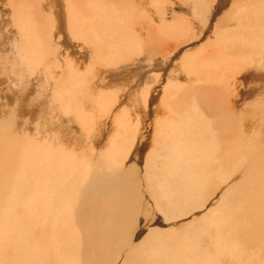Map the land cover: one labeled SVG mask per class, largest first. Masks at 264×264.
I'll return each mask as SVG.
<instances>
[{"label": "bare ground", "instance_id": "bare-ground-1", "mask_svg": "<svg viewBox=\"0 0 264 264\" xmlns=\"http://www.w3.org/2000/svg\"><path fill=\"white\" fill-rule=\"evenodd\" d=\"M36 1L39 4L38 9H42L45 6H52L57 13L56 19H58V21L55 24L53 23L49 29L42 23L43 21L41 22V19L37 18V15L42 13V10H38L39 13L36 14L32 11L31 6L34 5L35 2L33 4L31 0H12L15 13L19 16L17 26L25 38V45L29 50V54L32 56V64L35 58H37L39 63L43 62L45 54L44 49H49L50 47L48 35L52 41L53 37L57 36V32L61 33L67 30L69 34L71 31L74 38L80 39V36L85 34V32L82 33V29H84L87 24H90L89 27L91 30L96 29L101 24H106L107 27H109L108 29L102 26L100 27L106 34L110 33L111 39V37L120 36L125 24L124 15L126 13L123 15V12H121V15H112L113 18L111 16L112 13H109L110 18H100L101 16L96 15L95 11V14L93 15L92 12L93 16L87 19L80 15V11H78L79 7L77 8L75 4L77 2H74V0H62V4L65 8V18L62 17L59 23L62 9L61 0ZM125 1L128 0H124V2ZM136 1L137 4H134V10L137 12L139 11L138 13L142 14L144 18L148 17L150 19L146 22V26H141L139 29L143 32H147L144 38L155 33L154 36L158 37L157 39L159 42L160 36L164 35L169 45L166 44L167 46L160 48L159 46L148 47L146 44V47H144L141 41L138 42L140 39L136 40L137 42L134 40L128 42L129 40L124 38L127 43H124L122 40L119 43V39H112L109 44L110 47L113 48L110 53L111 55L101 58L100 60V58L96 56V51L98 54L101 53L102 43H100V41L95 42L90 40L89 44L80 41L72 43V41H69V37L67 41V37L65 39L63 35L58 36V38L61 39V41H59L60 39H58V41L66 49L70 47L66 52L67 54L74 52L82 54L83 56V53L88 51L87 49H89V51L91 50V53L95 55L92 58L91 64L95 67L99 63L102 65L104 63L106 64L105 66L108 67V69H106L108 71L103 75V79L106 77L114 80L127 76V80H141L145 78L147 74L152 72L156 73V69L167 66L172 60L173 55L176 54L175 50L181 47V49L183 48L182 51L180 50L181 58L178 63H174L175 66L178 64V72L180 70V72L186 74V78L195 79V82H201L203 75L206 73L209 79L210 76L213 77L212 81L215 82L216 79V81L223 82V91L220 93L221 95L217 97L219 100L223 98L220 100V102L223 101L221 102L223 106L221 105V107H217L216 109L215 107L214 109L212 108V111L215 110L214 113L211 112V108L208 109L206 105H204L202 100L198 98L190 100L188 98L189 94L180 90L181 86L177 85L175 82V80L177 81L181 78L180 74L175 77V80L170 79L168 83V87H176L177 93L170 92L167 94V97H165L164 94L160 95V97L154 95L157 100L161 98L159 100L160 103L152 100V97H147V102L152 104L150 112L155 113V116H157L155 127L153 128L154 144L156 146L148 155L147 163L149 167H151L157 164V159H160L159 162L162 166L160 171H158L159 175H157V171L154 172L156 169L154 171L150 169V171L147 170L149 175H153L154 173V176L151 180L148 179L149 182L148 186H146V192L150 193L149 197L151 196L150 205H157L155 207L163 211H165L164 209L169 210H167L168 213L158 210L165 224L161 228H158L160 226L156 228L158 234L150 232L151 236L154 238H151V236L149 237L148 234L140 233V229L137 231V225L141 222L140 219L142 220V217L138 215L136 217L139 218H131L129 214L133 211L140 212L138 211L141 207L140 201L144 198L142 199L141 196L135 195L133 191L136 187L133 189L131 184H128V181H123L120 187H116V184H114L111 178L105 177L107 173L102 169H98L97 161L90 153L84 158L82 155V158L79 159L77 155L73 154L72 149V152L69 154L62 152L61 149L58 151L59 147L56 150L54 149L55 147L53 148V146L50 145H39L38 143L34 145L35 142H30L32 140L30 137H33V140L34 136L36 138V135L39 134L37 128V131L35 130L33 132H37L38 134L28 137V139L30 138L29 142L19 139L20 137L12 138L9 136L8 138L7 135L0 134V200L2 201L3 198H5V200L6 198L12 200L9 204L2 203L0 206V214H3L0 217V264H63L62 262L66 263V260L73 263L72 257L76 255L75 251L79 252L78 258H74L75 262H77L76 264H89V260H92V264H243L241 258L244 254L246 255L245 250H249L248 252H250V256L248 257L249 260H246L249 261V264H264V148L262 146L263 144L259 145L256 143L257 141L246 139L245 136H248V134L242 131L243 129H238L240 127L237 123L242 127L241 120L247 116L242 117L235 109V104H233V102L238 100V97H242L243 101L252 99V103L250 102L251 100L248 101L250 103L246 102L248 103V107L249 104L253 105L254 101L259 100L255 98L256 94L264 93V67L258 68L257 66L258 64H262L259 62L264 61V0H179L178 3L184 7L187 6L190 13L197 14L195 23L200 22L201 25L198 24V26H196L192 22H188L184 25L182 23L184 20L181 21L177 19L175 22L164 24V27L159 25L161 23L157 24V15L155 14L153 18L147 6L153 4L155 8L161 10L162 15H165V13L168 14L166 3L170 2L172 5H175L174 3L176 1ZM199 1H201V3H199ZM131 2L132 3L127 4V6H131L134 3L133 0ZM101 4H105V1L104 3L102 1L99 6ZM106 4V6L111 5L110 3ZM203 4L210 6H215L217 4L227 5L230 13L237 8L238 4H242L243 9L235 14L234 21L236 22L235 24L238 25L234 26V24L228 27L220 25L206 14L207 11L199 9V6ZM105 5L102 7H104L103 9L106 11L108 7ZM113 6L115 7L116 5ZM111 7H109V9ZM114 9L116 10V8ZM89 10L92 9H88V11ZM50 12L52 13L51 9ZM109 12L111 11L109 10ZM156 12L158 13L157 9ZM87 14L91 15L89 12H87ZM106 14H108V12H106ZM83 15L85 16V14ZM114 17L116 18L114 19ZM4 20L3 10L0 6V45H2L4 41V35L2 36L5 31ZM132 20H134V17H132ZM203 27H205V29L202 34L200 31H202ZM131 30L134 31L133 29ZM208 30H210V35L208 34ZM202 35H205L206 40L202 44H199V46H196L198 44L196 43L195 45L194 40L199 39L198 41H200ZM94 36L97 35L95 34ZM134 36L133 34V37ZM104 37L106 36L103 35V38ZM96 38L100 40L99 35ZM102 40L104 41L106 39ZM10 41L12 40H9V42ZM107 42L109 43V41ZM148 49H150L153 55L158 56L159 53H163L162 58L156 62L155 57L148 54ZM79 58H70V56L66 58V66L68 68L66 75L67 83L65 84L64 82L65 89L63 92L60 90V85H57L55 93L57 97H61V99L64 100V106L66 105L64 108H66V111L70 113L73 111V113H76L74 115H79L80 117L78 116V118L81 119V121L83 120V122L79 119L77 122L84 123L90 131L91 129L89 127H91L94 112L87 110L86 106H84L85 103H81L79 100L78 94L83 93L84 97L87 96L88 94L85 95V88H89V86L84 85L86 80L84 71H78L75 66L80 61ZM11 61V64H4V68H8L15 74H12V77L18 75L16 79L21 81V86L24 83L25 76L23 74L27 71L30 72L29 76H26V80L29 82L27 85L29 95L34 97L40 93V91L42 92L44 76L32 71V67L27 68L24 64L20 63L17 66L16 56H12ZM62 68L63 66L61 69ZM175 68L176 67H174V71ZM244 70L250 71L244 73ZM251 73H253L254 76ZM100 74L99 77L101 78L98 77V80L102 79ZM1 75L5 76L6 73L2 71ZM232 75L235 78L239 77L243 79H238V85L240 86L241 84L243 87L240 88L239 91L237 90V92H235L236 90L234 91L233 88L234 93L232 92L226 95L225 93H227L230 85L232 84L233 86V83H231L234 81ZM5 78L7 77L5 76ZM150 80L146 85L148 89L151 87L152 82H154H150ZM13 83L15 84V82ZM90 84L92 85V83ZM15 86H13L15 88L12 87L13 93L11 90L9 92L17 95L18 88L16 84ZM196 92H198V90ZM126 93L127 91L123 94L121 93L124 98L108 93L105 97L99 94L103 96V98H100L101 100L98 102L100 105H98L100 108L98 111L105 115V117L108 116L112 118V122L118 123L119 131L121 130V135L118 133V136H122L120 139L123 138L124 134L130 133V136L132 134H135V136L139 135L140 143L138 140L137 142L135 140L134 144H132V149L147 147L149 146L147 144L148 141H145L152 132H149L150 124L141 121V127L139 125L135 126L134 123L125 122L124 116L117 117L119 112L126 111L125 113L127 114L129 111L128 107L126 109L120 107L122 103L128 100L125 98L128 97ZM23 94L24 92L21 93L22 96ZM64 96L70 98L64 99ZM100 96L97 95L96 97L99 99ZM202 96L203 95H201V97ZM260 99V102H264V94L260 96ZM91 100L92 99H90V101ZM82 104L84 105L82 106ZM205 104L207 103L205 102ZM242 107L244 106H241V108ZM261 109L264 110L263 107H261ZM66 111L64 112L66 113ZM249 111L252 112V109ZM34 112L33 110L32 114ZM116 112L118 114H116ZM169 112L173 117L167 116ZM143 113L146 116L150 114L147 111ZM62 114L64 113L62 112ZM129 114L132 115L130 112ZM67 115L68 114H66L65 117ZM262 118H264V116ZM257 122L258 124H256ZM256 123L254 124L260 127L258 120H256ZM8 124L9 122L7 120L2 123V126L5 127ZM85 126H83V128ZM77 127L78 126H76V128ZM245 127L244 125V130L246 129ZM112 128H114V126L111 128L108 127L106 134L111 132ZM251 128L253 127L249 129L253 130ZM11 130L13 129L11 128ZM257 130L260 131L259 129ZM84 131L86 132L85 129ZM143 132L145 133L144 136L142 135ZM104 133L105 131H102L100 134ZM252 133L254 134V132ZM255 133H257V131H255ZM22 134L25 135V132L23 131ZM258 135L260 137L261 133ZM87 137L88 136H86V138ZM101 137L102 136H100V138ZM261 137L263 136L261 135ZM44 139L45 138H43V140ZM125 140L127 142V140L130 139ZM36 142H40V140ZM126 142L121 140L114 142L115 151L126 148ZM97 143L98 141H96V139H91L89 143V150H91V152L96 151L95 147ZM66 151L68 152V150ZM244 166H247V169L245 167V170L241 171L240 168ZM232 167H235V170H233ZM218 181L221 184L220 188L218 187L219 192L217 193L219 194H215V196L219 199L220 203L214 205L213 203L216 197L214 196V199L210 198L212 195L208 192L209 198H206L203 196V192H207V188L212 186H209V182H215L216 184ZM232 181L234 182V187L228 189V185ZM118 185L119 184H117V186ZM217 185H215V187ZM96 188H100L99 191L101 194L102 192L105 193V197L100 200L97 206H94L95 204L93 203V205L91 204L93 207H96L94 218L92 217L93 224L91 226H89L90 223L86 225L85 223L83 224V221L81 224L78 220H74L73 228H66V223L68 222V218L66 217L67 213H60L54 209H58L59 207L63 208L65 205L56 202V204H52V202L47 201L48 198H59L63 200L72 189H76L77 192L81 191L80 194L88 196L91 194L89 191ZM215 189L216 188L211 190L215 191ZM37 191L40 192L39 196L35 195ZM142 191L140 189L139 193H145ZM228 191L229 195L227 194ZM244 191H248V193ZM70 193L72 194V192ZM224 193L227 195V198L229 197V200L233 202V205L230 203V207L233 208L234 202H236V211H233V213H231L230 209L226 211L220 209L224 205ZM71 194L70 197L72 196ZM74 196L75 198L79 197V194ZM70 197L66 199L71 201L72 199H70ZM42 198L44 201L38 202V200H42ZM76 200L77 199L74 201ZM157 200H160L159 204H156ZM161 200H164V203H161ZM66 202L70 204V207H73L69 201ZM228 206L229 205H226V207ZM212 207L216 209L219 208V210H212ZM248 207L257 208L258 210L245 211ZM39 208H43L42 211H39ZM21 209H23V211H21ZM147 212H144L145 215H147ZM231 214H233V217L237 214L241 216L244 214L245 216L243 217H247L250 221L246 222L249 227L245 225L246 223L242 224L241 221L243 219L240 216L242 220L240 219V221L238 219L239 221L236 220L234 222ZM143 215L144 214H142V216ZM2 217L4 219H2ZM147 217H150V215ZM147 217L144 219L146 223ZM236 218H238V216H236ZM178 221H185V224L181 222V224L185 226L183 228H178V225H176ZM230 223L231 227L229 226ZM233 223H236L237 227L234 226ZM238 223L240 225L242 224L240 227L246 226H244V228L247 229L243 230V232H247L248 239H246L248 241H250V237L253 238V241L251 239V244L249 242L247 245L245 244L246 242L243 243L238 233ZM62 225L64 226L63 228ZM61 229H67L66 232L63 231L65 234L61 233ZM134 230L139 232L140 235L137 234L139 236L134 237L133 235V237H131L133 234H131V232ZM58 233L63 236L59 238ZM37 236H40L39 238L41 240L35 242ZM209 240L211 243L208 242ZM55 242L58 243L56 247ZM42 243L47 245L43 246ZM54 248L55 250L58 249L56 251L59 253L61 252V254H63L64 261L62 257L60 260H57L58 253L53 250ZM88 250L91 252H87ZM71 252L73 254H71Z\"/></svg>", "mask_w": 264, "mask_h": 264}, {"label": "rangeland", "instance_id": "rangeland-1", "mask_svg": "<svg viewBox=\"0 0 264 264\" xmlns=\"http://www.w3.org/2000/svg\"><path fill=\"white\" fill-rule=\"evenodd\" d=\"M102 1H103V3L105 1V4L106 3H110L111 5L106 6L107 4L106 5L105 4H103V5L101 4L99 6V4ZM131 1L132 0H128V1H125V2H124V0H74V2H77L75 4H76V7L77 8L79 7L78 8V11H80V15H82L83 17H86L87 19L91 18L95 14V11H96V15H100L101 16V17L99 16L100 18H106V17H109L110 18L109 13L110 14L112 13L111 16L112 15L113 16L114 15H116V16L117 15H121V12H123V15L126 13L124 15L125 18L123 17L124 20H125V24H124V27H123L122 32L120 33V36L117 35L115 37H111V39H110V36H111L110 33L109 34H106L103 30H101V27H100V26H102L103 28L108 29L109 27H107L106 24L99 25L97 27L98 29L97 28L96 29H93L92 28L93 30L90 29V27H89L90 24H87L85 26V28L82 29V33L85 32V34H82V36H80V39L74 38L73 37V34L71 33V31H70L71 36L67 32V30H65L64 32H61V33L57 32L56 33L57 36L53 37L52 41H51L50 36L48 35L49 46L50 47H49V49H46V48L44 49L45 54H44V57H43V62L39 63L37 61V58H35L33 64L31 63L32 56L29 54V50H28V48L25 45L26 44L25 38L23 37L21 31L19 30V28L17 26V20L19 19V16L16 15V13H15V9L13 7L12 0H5V1L4 0H1L0 1V6H1L2 10H3L4 19H5L4 20V23H5V31L2 34V36L4 35L3 36L4 41L2 40L3 41L2 42L3 44L0 45L1 46L0 47V90L2 91V93L0 91V134L7 135L8 138H9V136L12 137V138H18V137H20L19 139H21L23 141H28V142L30 141V138H32V140L30 142H33L34 141L35 142L34 145L37 144V143L39 145H50V146H53V148L55 147L54 149H56V150L59 147L58 151H60V149H61L62 152H64V153H69L70 154V152H72V150H73V154L77 155L79 159L82 158V157L84 158L87 154L90 153V155H92L95 158V160L97 161L98 169L99 170L102 169L104 172H106L107 175L105 177L106 178H111L114 181V184H116V187H120V184L123 181H128V184H131V186L133 187V189L136 187L134 189V191H133L135 193V195L141 196L142 199L144 198L143 200L140 201V204H141V207L139 208L140 210L138 209V211H140L141 214H140V212L138 213L137 211H133V212H131L129 214V216L131 218L132 217L139 218V217H136V216L141 215L142 220L144 222L140 219V221H141L140 223L141 224L139 223L137 225L138 229H136V230L138 231L140 229L139 230L140 233L142 232V234L143 233L144 234H148V236L150 237L151 236V233L150 232H153V233L158 234L157 231H156V228L158 226H160L158 228H161L165 223L162 220L161 213H159V211H158V210L161 211L162 209H159L158 207H155L157 205H150L151 196L149 197L150 193L149 192L148 193L146 192L147 191L146 186H148V182H149L148 179L151 180L153 178V176H154V173H153V175H149V172L148 171H150V170L151 171H154L156 169L154 172L157 171V175H159V172L158 171H160V168L162 166V164L159 162L160 159H157V164L154 165V166H151V167H149V165L147 163V157H148V155L150 154V152H151L152 149L154 150V148L156 146L154 144V132H153V128L155 127V123H156V119H157V116H155V113L150 112V110L152 108L151 107L152 104H150V103L147 102V97H150V98L152 97L151 98L152 100H155L156 102L160 103L159 100L161 98H159V100H157L156 99L157 96L160 97V95L164 94L165 97H167V94H169L170 92L177 93L176 92V89H175L176 87H172V86L171 87H168L169 86L168 83H169V80L170 79L175 80V77L178 76V74H180L181 75V78H179V79L177 78L178 79L177 81L175 80L176 84L179 85V86H181L180 90L181 91H184L185 93H188L189 94L188 95V98L190 100L191 99H195V98H198V99L202 100L204 102V105H206V107L208 109L211 108L210 109L211 112L214 113L215 110L212 111L214 109V107L216 109L217 107H221V105L223 106V104L221 103L223 101L220 102V100H222L223 98L220 99V100L217 99L218 95L220 96L221 95L220 93L223 91V88H222L223 87V82L216 81V79H215V82L212 81L213 80V77L209 75L210 76V79H209V77L207 76V73L206 74L204 73L205 75H203L202 80H201L202 83L201 82H195L196 81L195 79L186 78V76H185L186 74L180 72V70L178 72V70H177V69H179V67L177 66L178 64L176 66H175V64L178 63L179 59L181 58V53L180 52L183 49V48L181 49V47L178 48L177 50H175V53L176 54L173 55L172 60L169 62V64L167 66H162V67L159 68L160 70L159 69H156L157 70V71H155L156 73H153L152 72L150 74H147L145 76V78H143L141 80L137 79V81L136 80H133V79H132V81L131 80H127L126 79L127 76H125L123 78H120V79H114V80L109 79V78H106V77L103 79V75H105L106 71H108V70H106V69H108V67L105 66L106 64H104V63H103V65L99 63L97 66L94 67L91 64V61H92V58L95 55H93L91 53V50L89 51V49H87L89 52L86 51V53H83V56H85V57H83L82 54H79V53H74V52H72L71 54H67L66 53L70 49V47L66 49L64 46L61 45V43L59 42V41H61V39L58 38L59 35H63V37L65 39L67 37V41H68V37H69V41H72V43H76V42L80 41V42H84V43L89 44V41L90 40L91 41H95V42L100 41V43H102L101 53L98 54L97 51H96V56L99 57L100 60H101V58H105V57L111 55L110 53L112 52L113 48H111L109 44H110V42H111L112 39H114V40L119 39V43H120L121 40L124 41V43H127V42H125V39H128L129 40L128 42L133 41V40L135 42H137L136 40H139L140 39L138 42L141 41L142 46H144V47H146V44H147L148 47L159 46L160 48L169 45V44H167L168 43L167 42V38L164 35H161L160 36L159 42H158V39H157L158 37L157 36H154L155 33L150 34V36L147 35L149 37H147V38L145 37L144 38V35H146L147 32H143V31H141L139 29H140L141 26H146V22H148L150 19L148 17L147 18H144L142 14L138 13L139 11L137 12L136 10H134V7H135L134 4H137V1L136 0H133L134 3L131 6H127V4L132 3ZM173 1H176L177 3L175 2L174 3L175 5H172L170 2L169 3H166V7L168 9L167 10L168 11V14L165 13V15H162L161 14V10L159 8H155L153 6V4L147 6V9L149 10L150 15H152L153 18L155 17V14L157 15L156 16L157 17L156 18L157 24L161 23L159 25L162 26V27H164V24H169L170 22H175L178 19V20H181V21L184 20V22H182L184 25L186 23H188V22H192L196 26H198V24L201 25L200 22L195 23V19L197 17L196 16L197 15L196 13H194V14L193 13H190L189 12V9H187V6L184 7L183 5H181V4L178 3L179 0H173ZM34 2H35V4H34ZM31 3L34 4V5H32L33 7L31 6V8H32V11L35 12V14L36 13H39L38 10H42V13H39V15H37V18L41 19V22L43 21L42 23L45 24L48 29L50 28V26L53 25V23L54 24L57 23V21H58V19H56L57 18V13L55 12L54 7H52V6L51 7L50 6H45L42 9H38V5L39 4L37 3L36 0H33V1L31 0ZM60 3H61V8L62 9H61V14H60V18H59L60 19L59 20V23L61 22V18L62 17L65 18V14H64L65 8H64V5L62 4V0H61ZM199 3H201V1H199ZM53 4L56 5L55 3H53ZM118 4H120V5H118ZM104 5L106 7H108V9L106 8V11L103 9L104 7H102ZM113 5H116V6L114 7ZM109 7H111V8L109 9ZM199 7H198L199 9H203V10L207 11L206 14L209 17L213 18V20L215 22H218L220 25L227 26V27L228 26H232V25H234L236 23L234 21L235 20V14L238 11H240V10L243 9L242 4L241 5L238 4L237 8L233 12H231V13L228 10V6L227 5L217 4L215 6H212V5L210 6V5L203 4L202 6H199ZM46 8H48V9H46ZM114 8H116V10ZM50 9L52 10V13L50 12ZM88 9H92V10H89L88 11ZM156 9L158 10V13L159 14L156 12ZM109 10L111 12H109ZM125 10H126V12H125ZM81 11H82V13H81ZM90 11H91V13H90ZM87 12H89V14H91V15H88ZM92 12H93V15H92ZM106 12H108V14H106ZM83 14H85V16ZM113 16H112V18H113ZM191 16H193V17H191ZM54 17H55V19H54ZM132 17H134V20H132ZM115 18L116 17H114V19ZM42 19H44V20H42ZM159 19H160V22H159ZM47 21H49V22H47ZM181 21H179V22H181ZM236 25H238V24H235L234 26H236ZM204 26H206V25H204ZM131 29H133L134 31H132ZM204 29H205V27H203V29H202V31H200V33L203 34ZM99 30H100V33H99ZM140 31H141V33H140ZM209 31L210 30H208V34L210 35V32ZM64 33H65V35H64ZM143 33H145V34H143ZM95 34L97 36L99 35L100 40L98 38H96L97 36H94ZM133 34L135 35L134 37H133ZM103 35H105L107 38L106 37L103 38ZM81 37H82V39H81ZM101 38L102 39H106V40L103 41ZM121 38H123V39H121ZM58 39H60V40L58 41ZM9 40H12V41L9 42ZM195 40H194V44L196 45V43H197L198 45H196V46H199V44H202L206 40V37H205V35H202L200 41H198L199 39L196 40L198 42H196ZM101 41H103V42H101ZM107 41H109V43ZM106 44H108L109 46L106 45ZM171 44L174 45L173 43H171ZM56 45L59 46V47H57ZM148 50H149L148 51V54L150 56L155 57V59H156L155 61L156 62H158V60L161 59L162 56H163V53H159V55L157 56V55H153L151 53L150 49H148ZM46 52H47V54H46ZM67 55H69L70 58H75V57L76 58H79L81 56L79 58L80 61L75 66L77 67V70L78 71L79 70L80 71H84L85 78H86V80L84 82V85L85 86H89V88L88 87L85 88V95H87V94L88 95L90 94V95L89 96L87 95L88 97L87 96L84 97L83 96L84 94L81 93V94H78V96H79L80 102L81 103H85V105L82 104V106L84 105V106H86L87 110H90V111H93L94 112V118H93V121L91 123V127H89L91 129L90 131L87 129L88 127H86L84 123H81V122H83V120L81 121V119L78 118L79 115L78 116L74 115L76 113H73V111H71L72 113L66 111V108H64V107H66V105L64 106V103H65L64 100L61 99V97L60 98L57 97L56 96V93H55V89L57 88V85H60L59 86L60 87V90L63 92L64 89H65L64 82H65V84L67 83V76L66 75H67L68 68L66 66V58L69 57ZM12 56H14V57L16 56L17 57V62H16V65L17 66L20 63L21 64H24L27 68L28 67L29 68L32 67V71L41 74V76H44V82L42 83V92L40 91V93H38L34 97H32L31 95H29V93L27 91V87H28L27 85L29 84V82H27V80H26V78H27L26 76H29V73H30L29 71H27V72L24 71L25 72V74H23L25 76L24 77V81H23L24 83L21 86V81H19L18 79H16V77H18V75L16 77L15 76L12 77L11 75L13 74V72L11 70H9L8 68H4V64L7 65V64H11L12 63V61H11ZM35 63H37V64H35ZM142 63H144V62H142ZM259 63H262V64H258L257 65L258 68H260L262 66L264 67V61L263 62H259ZM77 65H79V66H77ZM90 65H92V66H90ZM62 66H63L62 69H63L64 72L61 69ZM174 67H176L175 68V71H174ZM34 68L35 69L37 68L36 71H35ZM2 71H4V73H6L5 76L7 78H5V76L1 75V72ZM247 71L249 72L250 70H244V73H246ZM86 72H88V73H86ZM95 72H96V74H95ZM100 72H101V74H100ZM64 73H66V74H64ZM157 73H159V74H157ZM175 73H176V75H175ZM99 74L102 76V79H99L98 80ZM251 74H253V73H251ZM13 75H15V74H13ZM253 76H254V74H253ZM57 77H59V78H57ZM99 78H101V77H99ZM148 79L149 80L151 79L150 82L154 81V82H152L151 87H149V89L146 86L147 85V82H149ZM232 79H234V81L231 82V83H233V86H232V84L230 85V88L232 87L231 90H230L231 92L229 91L230 88H228V91H227L228 94L225 93L226 95H229L232 92L234 93L235 90H236L235 92H237V90L239 91L240 88L243 87V86H241V84H240V86L238 85L239 84L238 83V79L240 80L241 78H239V77L238 78H235L232 75ZM241 80H243V79H241ZM7 82H8V84H7ZM13 82H15V84L17 85V88H18L17 95L12 94L13 93L12 92V87L15 86V84ZM90 83H92V85ZM93 83H94V85H93ZM61 85H62V87H61ZM3 87H5V88H3ZM15 87H13V88H15ZM233 88H234V91H233ZM89 89H90V92H89ZM10 90H11L12 93L9 92ZM43 90H44V92H43ZM197 90H198V92H196ZM126 91H127L126 95L128 97H125V98H127L128 100L125 102L126 104L125 103H122L120 107L121 108H125V109L128 107L129 111L127 112V114L125 113L126 111H123L124 113L123 112H119V115L117 117L119 118L121 116L122 117L124 116L125 122H127V123L128 122L134 123L135 126L139 125L141 127L142 126V125H140L141 121H143V123L150 124L149 132L150 131H152V132L146 138V141L145 142L148 141L147 144L149 145L147 147L145 146V147H142V148H136V149L133 148L132 149L131 147L133 146L132 144H134V141L135 140H136V142L138 140V142L140 143L139 135H136L135 136V134H132L130 136V133L129 134H124L123 135V138L120 139V137H122V136H118V133L121 132V130L119 131L118 123L112 122V118H109L108 116L105 117V115L101 114L100 111H98V109H100L99 108L100 105H99L98 102H100V100L103 98V96L105 97V95H107V93L110 94V95L111 94H114V96L117 95V97H120V98H124L122 96V94L124 92H126ZM187 91H189V92H187ZM23 92H24V94L22 96L21 93H23ZM164 92H166V93H164ZM18 94H20V95H18ZM99 94L100 95H103V96H100ZM263 94L264 93L256 94L255 95V98L256 99H259V100L258 101L257 100L254 101L253 105L252 104H249V106H250V107L248 106L249 108L247 107V105L250 102L252 103V99H248L246 101H243V98L242 97H238V100L235 101V102H233V104H235L234 105L235 106V109L242 115V117L247 116V117H244V119L241 120L242 127L237 123V125L240 127L238 129L239 130H242L243 129L242 131H245V133L248 134V136H245L246 139H248V140L249 139H253L255 142L257 141L256 143H258L259 145H262L263 144L262 146L264 148V143H263L264 142V118H262L264 116L263 115L264 114V110L261 109V107L264 108V102H260V100H261L260 99V96L263 95ZM92 95H94V96H92ZM97 95L100 96L99 99L96 97ZM154 95L156 97H154ZM201 95H203V96L201 97ZM33 98H34L35 101L33 100ZM68 98H70V97L64 96V99H68ZM90 99H92V100L90 101ZM86 100H88V101H86ZM248 101H250V102H248ZM129 102H130V104H129ZM205 102L207 104H205ZM241 102L242 103L244 102V103L242 104ZM246 102H248V103H246ZM158 103H155V104H158ZM259 104H260V107H259ZM124 105H126V106H124ZM241 106H244V107L241 108ZM251 109H252V112L249 111ZM33 110L35 112L32 114V111ZM64 111H66V113ZM145 111H147L150 114L146 116L143 113ZM258 111H259V113H258ZM62 112L64 114H62ZM129 112L132 115H130ZM261 113H263V114H261ZM15 114H16V116H15ZM66 114H68L69 116L67 115L65 117ZM72 114L74 115V117L76 116L75 117L76 118V121H75V118L73 117ZM116 114H118V113L116 112ZM3 115H5V116H3ZM128 115H130V116H128ZM140 115H142V116L144 115V116L142 117ZM138 116H140V117H138ZM167 116L173 117V115L170 112L167 114ZM260 118L263 119V120H261ZM78 119L81 122H77ZM254 119H255V121H254ZM7 120L9 122V124L6 125L5 127L2 126V123L6 122ZM256 120L259 121L260 127H259V125H256V124H258V122L256 123ZM248 123H249V125H248ZM254 123H256V124H254ZM81 124H83V125H81ZM244 125L246 126L245 127L246 129L245 130H244ZM76 126H78V127L76 128ZM83 126H85V127L83 128ZM112 126H114L115 129L112 128L111 129V132H109V133L106 134V132L108 131V127L111 128ZM249 126L250 127H253V128H251L253 130H250L249 129L250 128ZM256 127H258V128H256ZM11 128L13 130H11ZM36 128L39 131H37ZM84 129L86 130V132L84 131ZM257 129H259L260 131H258ZM35 130L39 134L37 132H33ZM23 131L25 132V135L22 134ZM76 131H77L78 134L76 133ZM102 131H105V133H104V134H106L105 136H103L104 134H100ZM255 131H257L258 134L261 133V135L263 137H261V135L259 137V135L257 133H255ZM83 132H84V136H83ZM252 132H254V134ZM86 133H88V134H86ZM30 134H33V135H30ZM36 134H38L39 137ZM66 134H67V136H66ZM34 135H36V138H35ZM120 135H121V133H120ZM142 135L144 136L145 133L143 132ZM253 135H254V137H253ZM30 136H34V140H33V137H30ZM86 136L89 137V140L90 141L88 140V137L86 138ZM100 136H102L103 138L102 137L100 138ZM28 137H30V138L28 139ZM82 137H83V140H82ZM43 138H45V139L43 140ZM90 138L92 140L93 139L94 140L96 139V141H98V143H97V145L95 147V150L96 151H94V152H91V150H89V143L91 142V139ZM79 139L81 140V143H80V140ZM125 139H130V140H127V142H126ZM39 140H40V142H36V141H39ZM73 140H75V141H73ZM118 140L119 141L121 140L123 142H126V148L120 149L119 151H115L114 142H117ZM150 142H151V144H150ZM260 142H261V144H260ZM66 150H68V152ZM99 158L101 159V161H100ZM103 166H104V168H103ZM245 167L247 169V166H244V167H241L242 169L240 168V170L241 171L245 170ZM232 169L235 170V167H232ZM110 172H112V173H110ZM147 175H149V176H147ZM129 176H132L133 178L132 177H129ZM116 177H118V178H116ZM241 180H243V179H241ZM209 183H210L209 186L212 185L213 187L211 186L210 188H207L208 191L207 192L204 191L203 192V196H205L206 198L207 197L209 198V195H208V192H209V193H211L210 195H212V197H210V198H213L214 199L215 194H219L217 192H219V188H220V184L221 183L219 181H218V183L216 182V184H215V182H209ZM211 183H213V184H211ZM117 184H119V185L117 186ZM215 185H217V186L215 187ZM233 187H234V182L232 181L228 185V189L233 188ZM242 187H241V189H242ZM214 188H216L215 191H212V190H214ZM96 189H91V191H89L91 194H89L88 196H85L83 194H80L81 191L77 192L76 189H72L71 191H69L68 194L66 193L67 194V197L66 198L69 199L70 194H71L70 192H72V194H71L72 196L70 197V199H72V200L73 199L74 200L77 199L76 201H74V200L73 201L72 200L70 201V200H68L66 198L63 199V200H61L59 198H50V199L48 198L47 201L48 202H52V204H54L56 202L58 204L62 203V204L65 205L64 206L65 208L64 207L63 208L59 207L58 209L57 208H54V209H56L60 213L61 212L62 213H67V215L65 214L66 217L68 218L67 219L68 222L66 223V228L68 227V229H72L73 228L74 220H78L81 224H82V221H83V224L85 223L86 225H89V223H90L89 226H91L93 224V218H94V214L96 212V207H93L92 205L95 204L94 206H97L98 203L100 202V200L103 197H105V193L102 192V194H101V192L99 191L100 188H96ZM140 189H141V191L143 190L142 192H145V193H143V194L139 193L140 192ZM59 190H60V188H59ZM137 190H139V191H137ZM244 192L245 193H248V191H244ZM205 193H207V194H205ZM78 194H79V197L80 198L79 197H76L75 198L74 195L77 196ZM92 194H93V197H92ZM227 194L229 195V191H228ZM35 195L36 196H39L40 195V192L37 191ZM144 196H146L147 198L144 197ZM223 196H224L223 199H225V201H223L224 202V205L220 209L221 210L223 209L224 211H226L227 209H230L231 213H233V211H236V202H234V207L232 208V207H230L231 206L230 203H232V205H233V202L231 200H229V197L227 198V195H225V193L223 194ZM95 197H97V198H95ZM20 200H23V199H20ZM227 200H229V201H227ZM18 201H19V199H18ZM39 201H42L43 202L44 199L42 198V200H38V202ZM66 201H69L71 203V206H73V207H70L69 206L70 204L69 203L67 204ZM142 201H144V202H142ZM216 201H218V202H216ZM10 202H12L11 199L6 198V200H5V198H3L2 201L0 200V206L2 205V203L3 204H6V203L9 204ZM159 203H160V200H157L156 201V204H159ZM161 203H164V200H161ZM219 203H220V201L216 197L213 204L215 205V204H219ZM20 205H21V203H20ZM79 205H81L82 207L79 206ZM226 205H229L228 207H230V208L226 207ZM253 207H250V208L248 207V208H246L245 211H257L258 210L257 208L255 209ZM81 208H82L83 211L81 210ZM42 209L43 208H41L39 211H42ZM79 209H80V211H79ZM164 210L167 213L169 211L168 209H164ZM212 210L218 211L219 208L216 209L215 207L214 208L212 207ZM21 211H23V209H21ZM147 211H149V212H147ZM165 211H163V212H165ZM144 212L145 213L147 212V215H145ZM142 214H144V215L142 216ZM2 215L3 214L1 213L0 214V217ZM148 215H150V217H147ZM69 216L73 220L70 219ZM231 216L233 217V214H231ZM236 216H238V218H236ZM243 216H245V215L242 214V216H241V215L237 214V215H235L233 217V221L235 222L236 220L239 221L241 219L242 221L241 220L240 221L242 222V224L248 222L249 221L248 218L247 217H243ZM3 217H2V219H4ZM90 217L91 218L93 217L92 220H91ZM145 217H147L146 218L147 223L144 220ZM86 219H87V221H86ZM181 222L185 224V221H178V222H176V225H178V228H181V227L183 228L185 226L184 224H181ZM247 224L248 223H246L245 225L249 227V225H247ZM180 225H182V226H180ZM233 225L237 227L236 223H233ZM241 225L240 224L238 225L239 226L238 227L239 228L238 229V233L241 236V238L243 240V243L246 242L245 243L246 245L249 244V243L251 244L252 243L251 242V239L253 241V238L250 237V241L247 240L248 239V236L246 234L247 232H243V230H246L247 228H244L245 225L242 226V227H240ZM229 226L231 227V223L229 224ZM63 227L64 226L62 225V228ZM61 230H62L61 233H63V234H65L64 232L67 231V229H61ZM136 230H134V231L131 232V234L133 233L131 237H133V235H134V237L140 235V233L137 232ZM180 230H182V229H180ZM239 231H241V232H239ZM242 233H243V235H242ZM137 234H139V235H137ZM62 236H63L62 234L61 235L59 234V238H61ZM65 236H67V235H65ZM39 237L40 236H37V238H35V242L41 240ZM149 237H147V238H149ZM151 238H154V237L151 236ZM208 242L211 243L210 240ZM42 244H43V246H46L47 245V244L45 245L44 243H42ZM57 245H58V243L55 242V247ZM53 250H55V248ZM56 250H58V249H56ZM89 251L90 250H88L87 252H89ZM245 251H246V255L244 254L242 256V258H241V262L243 264H247L249 262V261H246V260H249L248 257L250 256V252H248L249 250L248 251L245 250ZM75 252H76V255L74 257H72L73 263H70V262H68L66 260L65 262L67 264H76L77 263V262H75V259H76V257L78 258L79 252L78 251H75ZM56 253H58L57 254V257H58L57 260H60L61 257H62V260L64 261L63 254H61V252L59 253L58 251H56ZM89 253H88V255H89ZM71 254H73V253L71 252ZM238 261H239V259H238ZM114 262H115V259H114ZM62 263L63 264H66L64 262H62ZM89 264H92V260H89Z\"/></svg>", "mask_w": 264, "mask_h": 264}]
</instances>
